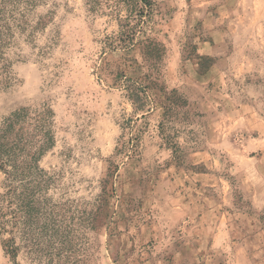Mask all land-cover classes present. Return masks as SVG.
<instances>
[{
	"label": "rangeland",
	"instance_id": "1",
	"mask_svg": "<svg viewBox=\"0 0 264 264\" xmlns=\"http://www.w3.org/2000/svg\"><path fill=\"white\" fill-rule=\"evenodd\" d=\"M156 1L158 62L105 48L117 23L86 0L7 5L0 122L48 106L55 143L22 210L0 171V264H264V0ZM120 70L187 101L177 158Z\"/></svg>",
	"mask_w": 264,
	"mask_h": 264
},
{
	"label": "trees",
	"instance_id": "2",
	"mask_svg": "<svg viewBox=\"0 0 264 264\" xmlns=\"http://www.w3.org/2000/svg\"><path fill=\"white\" fill-rule=\"evenodd\" d=\"M38 1L0 0V20L9 3L34 6ZM86 1L91 11L109 14L117 23V30L105 38V48L123 54L141 45L149 58L153 60L154 57V62L161 59L164 48L155 35L158 25L156 0ZM113 79L114 84L125 90L126 98L132 103L134 116L142 114V118H145V115L155 108L161 110L159 130L165 144L172 149L174 157L177 158L181 148L169 132L170 123L178 118L187 101L178 95L176 90L158 88V79H152L150 74L134 80L120 70ZM54 116V111L48 106L38 109L22 107L0 122V171L6 175L7 197L10 195V200H20L18 202L20 210L27 205L26 199H29L28 204L34 201L33 184L38 181L39 173L42 171L39 165L40 158L55 143ZM130 140L129 151L136 154L139 136L133 135ZM125 149L126 142L118 147L117 154L123 153ZM21 193H24V197ZM6 249L10 256L13 258L16 256L17 250L14 246L6 245Z\"/></svg>",
	"mask_w": 264,
	"mask_h": 264
}]
</instances>
